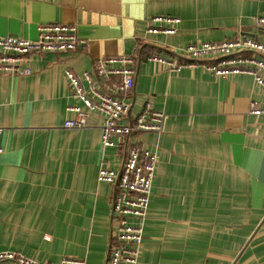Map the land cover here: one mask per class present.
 <instances>
[{
  "label": "crops",
  "instance_id": "crops-1",
  "mask_svg": "<svg viewBox=\"0 0 264 264\" xmlns=\"http://www.w3.org/2000/svg\"><path fill=\"white\" fill-rule=\"evenodd\" d=\"M156 15L179 17L176 32L146 33ZM261 15L264 0H0V36L36 39L40 25L63 23L80 39L69 52L31 54L29 74L0 73V250L106 264L113 186L97 171L118 170L126 147L138 145L158 159L138 264H264V112L250 113L252 102L264 109V91L246 74L216 77L199 63L170 72L147 61L183 60V48L202 41L264 43ZM134 50V84L119 95L130 117L151 100L165 115L162 130L103 150L101 115L63 126L75 119L65 107L79 104L65 71H89L101 89L96 60Z\"/></svg>",
  "mask_w": 264,
  "mask_h": 264
},
{
  "label": "built area",
  "instance_id": "built-area-1",
  "mask_svg": "<svg viewBox=\"0 0 264 264\" xmlns=\"http://www.w3.org/2000/svg\"><path fill=\"white\" fill-rule=\"evenodd\" d=\"M180 18L156 15L148 19L145 30L149 34H174ZM255 25L264 28V15L255 18ZM74 24L51 23L38 27L36 39L19 36H0V73L22 76L30 73L29 56L33 53L69 52L79 44ZM123 54L118 57H102L95 62V75L104 88L99 89L91 72L81 76L71 70L65 75L73 89L78 105H67L65 112L73 113L75 119H66L65 128L86 125L89 113L101 115L100 142L102 149L123 145L124 138L132 132L162 130L164 113L154 109L151 100H145L140 110L129 116L130 102L120 97L134 84V57ZM147 61L170 72L201 64L216 77L246 74L264 91V43L248 36L222 41H202L183 48V60L151 54ZM115 82L107 83L110 78ZM82 80L87 83L84 88ZM264 109L251 103L250 113L258 115ZM126 119L125 122H122ZM1 131V128H0ZM126 146V145H125ZM2 148L0 147V155ZM154 150L138 145L126 147V156L118 170L99 166L97 180L113 186L111 217L113 228L111 245L106 264H138L139 247L143 240V220L150 201L152 182L157 165ZM86 264L81 259L61 258L58 262L41 263L10 250H0V264Z\"/></svg>",
  "mask_w": 264,
  "mask_h": 264
},
{
  "label": "rangeland",
  "instance_id": "rangeland-1",
  "mask_svg": "<svg viewBox=\"0 0 264 264\" xmlns=\"http://www.w3.org/2000/svg\"><path fill=\"white\" fill-rule=\"evenodd\" d=\"M141 132H145V131H141ZM141 132H139V133H141ZM141 245H142V243H141ZM141 245H140V247H139V251H140ZM138 255H139V254H138Z\"/></svg>",
  "mask_w": 264,
  "mask_h": 264
}]
</instances>
